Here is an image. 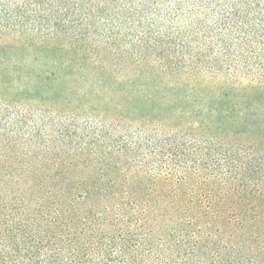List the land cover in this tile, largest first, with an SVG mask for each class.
I'll return each mask as SVG.
<instances>
[{"label":"trees","instance_id":"16d2710c","mask_svg":"<svg viewBox=\"0 0 264 264\" xmlns=\"http://www.w3.org/2000/svg\"><path fill=\"white\" fill-rule=\"evenodd\" d=\"M0 264H264V0H0Z\"/></svg>","mask_w":264,"mask_h":264}]
</instances>
